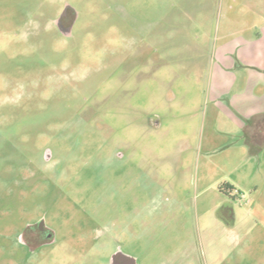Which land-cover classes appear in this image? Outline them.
Masks as SVG:
<instances>
[{"label":"rangeland","instance_id":"374dc122","mask_svg":"<svg viewBox=\"0 0 264 264\" xmlns=\"http://www.w3.org/2000/svg\"><path fill=\"white\" fill-rule=\"evenodd\" d=\"M263 30L264 0H0V264H264V146L217 91Z\"/></svg>","mask_w":264,"mask_h":264},{"label":"crops","instance_id":"0c3cea01","mask_svg":"<svg viewBox=\"0 0 264 264\" xmlns=\"http://www.w3.org/2000/svg\"><path fill=\"white\" fill-rule=\"evenodd\" d=\"M221 67L226 76H231L230 70L234 68H237L240 72L241 80L237 87H234V84L229 83L223 77L225 81L217 86V91L221 93H230V107L234 110V113L231 112L230 115L231 118L235 119L238 123V130L234 132L233 136L236 137V141H242V143L240 144L234 141L231 143V148L237 149L243 146V148L248 150V157L250 159L251 156L257 155L260 151V148L253 147L250 144L245 133L250 120L254 116L264 113V30L260 34L248 32L247 35L242 37L233 48L232 54L226 55V63H224L223 66H218L220 69ZM236 113H240L241 116H243V118H241L242 120L240 117L238 118L235 116ZM233 153L236 154L235 151H233ZM235 167L238 166L236 165ZM226 185L231 186L237 191L234 184ZM253 186L255 189L258 187L256 184ZM226 191H228V189ZM228 193L231 194L229 191ZM259 197L260 196H258L257 199H259ZM256 201L253 202L254 205L257 204ZM223 203L231 207V211L226 210V216L230 220L225 224L229 230H233L236 220L234 208L232 204L229 203L228 199H225Z\"/></svg>","mask_w":264,"mask_h":264},{"label":"flooded vegetation","instance_id":"af4514ba","mask_svg":"<svg viewBox=\"0 0 264 264\" xmlns=\"http://www.w3.org/2000/svg\"><path fill=\"white\" fill-rule=\"evenodd\" d=\"M63 10L64 8L60 12V15L54 19V23L62 33H65L68 28L65 26L67 18L72 15V20L68 25L72 28V24L76 17V11L72 7H68L64 13ZM50 156V151L47 150L43 157L46 159ZM21 240L23 244L27 245L30 250L33 251L40 244L51 242L53 240L52 231L47 227L44 219H39L26 227L24 232L21 234ZM111 264H132V259L123 253H116L111 259Z\"/></svg>","mask_w":264,"mask_h":264},{"label":"trees","instance_id":"16d2710c","mask_svg":"<svg viewBox=\"0 0 264 264\" xmlns=\"http://www.w3.org/2000/svg\"><path fill=\"white\" fill-rule=\"evenodd\" d=\"M245 136L253 147L261 148L264 146V113L256 115L250 120L247 125ZM220 189L235 191L231 186L226 184H222ZM221 210L226 213V210L231 211V207L225 203ZM221 218H223L226 223L230 220L227 218L226 214H221Z\"/></svg>","mask_w":264,"mask_h":264},{"label":"water","instance_id":"95a60500","mask_svg":"<svg viewBox=\"0 0 264 264\" xmlns=\"http://www.w3.org/2000/svg\"><path fill=\"white\" fill-rule=\"evenodd\" d=\"M70 5H68V4H66L65 6H64V10H63V13L66 11V9L69 7ZM70 32H71V26L70 27H68L67 28V30H66V34H70ZM132 259V258H131ZM132 264H134V260L132 259Z\"/></svg>","mask_w":264,"mask_h":264}]
</instances>
